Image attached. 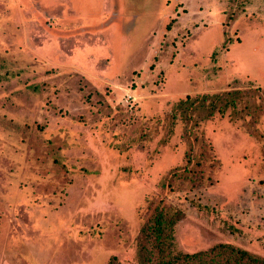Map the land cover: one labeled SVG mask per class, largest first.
Here are the masks:
<instances>
[{"label": "rangeland", "instance_id": "374dc122", "mask_svg": "<svg viewBox=\"0 0 264 264\" xmlns=\"http://www.w3.org/2000/svg\"><path fill=\"white\" fill-rule=\"evenodd\" d=\"M254 86L264 0H0V264H141L158 204L264 257V113L171 118Z\"/></svg>", "mask_w": 264, "mask_h": 264}, {"label": "trees", "instance_id": "16d2710c", "mask_svg": "<svg viewBox=\"0 0 264 264\" xmlns=\"http://www.w3.org/2000/svg\"><path fill=\"white\" fill-rule=\"evenodd\" d=\"M260 92V93H259ZM260 87L229 89L222 92L188 94L174 102L171 118L187 121L193 116L207 120L216 113L226 114L231 119L245 114L258 119L264 113V97L260 99ZM141 227L137 248L141 264H264V257L251 253L228 242H221L206 250L195 252L177 251L174 245V225L183 217L176 209L161 208ZM110 264H122L114 256Z\"/></svg>", "mask_w": 264, "mask_h": 264}]
</instances>
